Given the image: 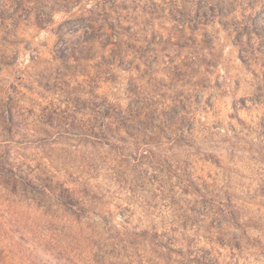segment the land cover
<instances>
[{
  "label": "rangeland",
  "instance_id": "374dc122",
  "mask_svg": "<svg viewBox=\"0 0 264 264\" xmlns=\"http://www.w3.org/2000/svg\"><path fill=\"white\" fill-rule=\"evenodd\" d=\"M257 2L0 0V264H264Z\"/></svg>",
  "mask_w": 264,
  "mask_h": 264
},
{
  "label": "trees",
  "instance_id": "16d2710c",
  "mask_svg": "<svg viewBox=\"0 0 264 264\" xmlns=\"http://www.w3.org/2000/svg\"><path fill=\"white\" fill-rule=\"evenodd\" d=\"M243 1H246L249 7L258 3V0ZM209 10L211 12L210 17H214L216 15L221 18H228L229 16L232 17L230 18L229 23L220 24L225 31L230 34L232 39L231 44L233 47L237 48L241 60L244 59L243 55L252 59L255 56V52L263 51L264 53V21H257L256 18L251 17L246 18L244 15H242V21H237L236 17L232 16V13L224 10L221 6H211L209 7ZM149 15H154V12ZM199 24L201 23L197 22V25Z\"/></svg>",
  "mask_w": 264,
  "mask_h": 264
}]
</instances>
